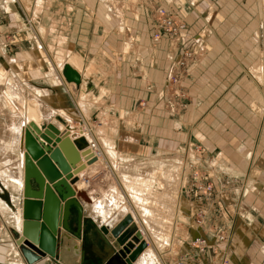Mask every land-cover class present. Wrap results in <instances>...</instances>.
Here are the masks:
<instances>
[{"label": "rangeland", "instance_id": "374dc122", "mask_svg": "<svg viewBox=\"0 0 264 264\" xmlns=\"http://www.w3.org/2000/svg\"><path fill=\"white\" fill-rule=\"evenodd\" d=\"M177 1L117 0V3L121 4L117 6L120 7L119 13H116V5L110 9L98 0H50L49 11L54 19L52 37L57 35L62 26L63 31L67 34L63 48L68 47L69 38L73 30L77 29L76 23L74 25L71 23L75 21L76 17L78 20L82 15L78 22L82 21L79 31L84 35L79 38L77 34L75 42L81 52L74 51L78 52L77 55H82V59H84L83 57H93V59L101 60L109 75L108 84H106V79L97 76H92L93 83L85 81V86L88 87L91 85L96 87L108 85L110 87L103 98L101 109L104 111H100V108L95 106L91 107L89 118L86 120L90 129L100 127L99 122L103 119L107 131L112 134V140H121L120 143L123 145L122 140L128 137H135L137 140L138 135H157L158 131L155 132V128L158 127L161 130L159 136L163 139V154L159 158L168 160L169 154L175 151L181 155L178 156L182 163L178 170L181 171H178L176 173L178 177L176 175L175 177L176 180L182 182V185L176 195V227L171 235L179 243L174 258L166 252L161 256V263L163 261V264H257L252 260L254 255L249 252L246 254L247 262L242 260V249L239 247H244L246 240L238 238V235L243 232L250 233L260 228L264 229L263 224L258 223L256 218L255 221L252 220L253 218L250 219L251 206L248 208L243 205L244 198L249 201L255 192L249 193V190L253 189L248 187L247 180L240 181L238 176L224 168L222 169L227 174L222 173V170L215 167L214 162L206 161V149L203 144L188 137L191 126H188L187 123L196 120L201 123L199 119L204 113L187 109L188 105L192 101L194 102L193 95H189V87L197 81L194 78L198 70L206 66V59L212 50L208 46V40L212 39L204 25H195L194 22H198V18L190 14L188 10L193 6L180 8ZM189 1H187L188 4H190ZM22 2L29 4L32 0H22ZM219 3L221 6H236L240 9L241 7L244 9L252 7V12H255L253 15L255 22L252 23L254 27L248 32L247 40L257 48V54H254L255 57L253 56L252 61L243 63L239 77L243 79L244 84L247 82L249 86L263 91V95L257 97L260 103H264V0H206L207 11H215ZM184 4L187 5L183 0L182 5ZM202 4V0H199L196 5ZM159 8L165 9L171 19L182 22L187 29L180 31L175 36L160 33L158 40L153 41L156 10ZM7 11L8 8L5 11L0 7V64L4 61L3 64L6 65L5 68L1 67L0 72L8 69L6 59H9L10 64L13 65L12 68L15 67L14 71L18 67L20 73L25 72L30 76L27 80H32L31 76H40L39 70L45 68L46 62L50 59L49 54L44 53L43 49L41 50L38 67L27 63V57L33 61L30 54L31 39L26 35L27 33L18 32L19 27L15 22L19 15ZM89 13L95 20L89 17ZM206 15H201L202 18L198 16L201 18L200 21L205 22L208 17ZM216 18L218 19L219 16L214 13L211 24ZM38 22L42 24L40 28L45 33L47 19L40 15L35 18L34 25L37 26ZM42 35L44 38V34ZM85 36L88 37V40L99 41L100 46L96 51L98 54ZM50 39L53 38L48 36L46 41L42 39L41 48L49 49L47 45L53 42ZM242 54H246L245 50ZM15 58L19 59L18 64H15ZM21 69L22 71H20ZM19 72L15 74L17 75ZM230 80H228V84L232 83ZM40 81L44 83L42 78ZM118 81L120 83H117ZM136 84L138 88L140 86L143 88V97L135 100L130 109L126 111L119 110L115 106L119 117L114 120L115 113L112 114L107 108L113 107L112 101H110L113 97L111 90L115 91L123 86L133 88ZM61 96L67 106L71 108L72 104L66 93V99L63 95ZM89 96L90 99L95 97L90 94ZM56 120L64 126L69 125L58 118ZM72 124H70L71 127L77 126V128L82 125L78 122H74L76 126ZM159 136L157 137L159 138ZM171 140L175 142L172 148L166 145L167 141ZM129 146L133 150V146ZM123 147L119 150L122 151ZM179 147L181 149H178ZM148 159L135 160L146 161ZM97 168L98 170H96ZM97 168H91L92 171L82 179L86 182L88 189L84 191L85 193L97 186H105L110 183L112 175L107 168L103 169L101 166ZM74 181H78V178ZM208 185L211 187L209 195L206 193ZM1 197L9 201L11 198L9 192L6 191L1 193ZM223 201L225 204H222ZM12 202V206L11 204L10 206L14 211L18 202L16 196ZM123 212L118 210L106 222L117 223ZM77 223V211L75 207H71V215L68 219L69 229L75 232ZM0 228L1 232L5 233L1 226ZM78 234L82 242L83 264L99 263L92 257L90 251L91 247H95L101 249L102 252L101 241L92 226L86 223V226L78 230ZM167 235L170 233L167 232ZM128 237V234L124 233L119 241L124 242ZM11 245L10 242L9 244L2 243V247L9 252L13 251V245ZM125 252H128V249H125ZM112 254L111 249L109 256ZM114 254L115 256H113ZM114 254L108 264H126L117 253ZM109 256H102V260Z\"/></svg>", "mask_w": 264, "mask_h": 264}, {"label": "bare ground", "instance_id": "6f19581e", "mask_svg": "<svg viewBox=\"0 0 264 264\" xmlns=\"http://www.w3.org/2000/svg\"><path fill=\"white\" fill-rule=\"evenodd\" d=\"M98 1L106 4L105 6L110 9L115 5L116 7L120 6V2H122L117 3V0ZM49 5L50 0H32L29 4L22 2V0H0L1 7H11V10L8 7L10 10L8 13L13 14L15 12L17 16L19 15L15 23L19 27L18 32L27 33L26 35L31 39L30 54L33 57L32 64L36 67L40 65L38 58L41 56L40 52L42 49L44 53L49 54L48 57L50 59L46 62L45 69L41 74L46 86L63 88L72 104L71 108L64 106L61 109L50 106L48 102V98L51 95L50 88H41L32 80L18 79L15 74L19 72L18 67L14 71L13 65L10 64L11 61L6 59L9 67L4 72H0V178L11 191L15 192V189H18L20 198L19 207L13 214L10 208L0 201V221L4 225L10 226L7 231L12 237L13 247L16 248H13V252L27 263L21 254L20 247L16 245V238L14 237V233L21 235L24 159L27 153L24 147L25 136L27 132L32 133L30 122H33L37 128H42V121L49 120L50 116L55 113L69 125L64 126L57 122L56 119H52L53 121L48 125L61 134L55 140L50 141L49 145L52 149L58 148L60 145L63 146V149L60 148L61 154L64 155V151H66L70 158H74L72 162L67 161V171L60 169L59 172L63 176L70 175L74 168L83 166L82 170L75 175L71 174L70 179L67 180L68 185L73 190L72 197L76 200L81 210L80 229L85 226V221L93 224L90 218H94L93 221H95L96 226L93 225L102 244L103 256H109L111 249L113 254L117 253L112 243L100 232V228L106 226V219L115 212L118 210L124 211L118 222L113 227L108 228V233L112 234L113 237L115 236L114 233H117V238H120L123 230L127 229L129 224L136 227L141 238L137 240L134 235L131 237L134 249L128 250L125 259H129V264H163V261L162 263L160 261L162 254L168 252L174 258L176 247L179 243L171 235L176 227V195L182 185V182L176 180L175 177V175L177 176L176 173L181 171L178 170L182 164L178 157L180 153L178 151L171 152L172 155L167 157L168 160L159 158L136 161L133 157H124L117 150L111 138V133L107 131L104 125L103 119L99 122L100 127L95 129L88 127L86 120L89 118L91 105H101L103 101L100 96L106 95L108 88H103L99 96L90 99L89 94L84 91L85 81L89 79V76H97L98 78L106 79L107 82L109 75L98 58L83 57L84 59H82L80 54L72 56L73 50L71 48H63L67 34L63 31L62 26L57 35L52 37L54 19H52V14L49 11ZM119 11L120 7H117L116 13H119ZM40 15L47 19V26L44 29L45 33L40 28L41 23L38 22L37 26L34 25L35 18ZM89 17L95 20L91 17V13H89ZM42 34H44V38ZM48 36L53 38L50 39L53 42L47 45L49 49L41 48L42 39L46 41ZM15 64L18 63L16 62ZM65 65H68L78 74L80 79L78 85L68 83L64 79L63 68ZM118 117L119 115L114 116V120ZM73 122L82 124V127H71L70 124ZM76 141L80 142V147ZM63 158L66 159L64 156ZM98 163L107 165L112 175L111 180L114 183L108 189L105 188L107 189L105 191L98 187L96 194L92 193L93 196L90 195L89 192L91 190H89V192L87 191L89 193L87 196L84 193V191L88 190L86 182L81 177L84 176L85 169L89 170ZM76 178H78V181H74ZM36 184L35 179L30 177L28 186L35 193L37 192ZM40 189L42 194L43 186ZM63 202L60 201V204L63 205ZM84 208H87L85 212L90 218H82ZM97 220H99V223ZM167 232L170 235H167ZM79 239L82 248L81 237ZM114 240L116 239L114 238ZM141 243L143 244L142 248L137 250ZM257 244L259 245L260 243L257 241ZM23 245L25 246V243ZM122 247L123 245L120 248ZM133 255L134 258L130 260ZM111 256L105 260L101 259L97 264L109 263ZM50 259L49 256L45 255L33 264H40L44 260L51 264L50 261L52 260ZM53 262L55 261L53 260Z\"/></svg>", "mask_w": 264, "mask_h": 264}, {"label": "crops", "instance_id": "0c3cea01", "mask_svg": "<svg viewBox=\"0 0 264 264\" xmlns=\"http://www.w3.org/2000/svg\"><path fill=\"white\" fill-rule=\"evenodd\" d=\"M187 1L188 0H184V3L187 5H182L183 0H178V6L180 8H184L185 6H193L188 10L190 14L198 18V22H194L195 25H204L205 28L208 29V33L212 39L208 40V46L209 48H212V50H210L211 53L206 59V66L205 68L198 70L197 75L194 78L197 79V81L193 82L194 84L192 83L193 85L189 87V95H193L192 97H194V102L192 101L188 105L187 109L204 113L199 119L201 120V123L197 120L192 123H187L188 126L192 127H190L188 137L194 138L195 142L203 144L204 148L206 149V161L209 163L214 161L215 167L222 170V173L227 174L225 170L223 171L222 168H224L227 171L229 170L230 173L232 172L234 175L238 176L240 181L247 180L248 187L253 189L252 191L249 190V193H255L251 195L252 197L249 201L244 198L243 205L247 207L251 206L250 219L253 218L252 220L255 221L256 218L258 223L260 222L264 226V103H260L257 97L258 95H263V91L261 92L255 87L249 86L247 82L244 84L242 81L243 79L239 77L243 68V63L252 61L253 56L255 57L254 54H257V48L253 47V44L247 40L248 32L254 27L252 23L255 22L253 19L255 12H252V7L245 9L241 7L240 9L236 6H221L220 3L216 10H213L214 12H210V10L207 11L206 0H202V5H196L197 1L199 0H190V4H188ZM8 7L9 6H2L3 10L5 11ZM9 8L11 9V7ZM8 11L10 10L8 9ZM214 13L215 15L217 14L219 18H216L214 23L211 24ZM201 15L208 16L205 22H203V20L200 21L202 18ZM81 17L82 15L79 17V19H81ZM76 18L71 24L74 25V23H76L77 29L73 30V33L71 34L68 41V49L73 47L72 54L75 55H77L78 52H81L80 49L75 45V42L77 41L76 35L78 34L77 37L79 36V38L84 35L79 31V25L82 23V21L78 22L80 20H76ZM45 25H47V22ZM86 40H88V37H86ZM88 42H90V44L92 43L91 45L92 48H95V52L99 49V41L94 42L92 40H88ZM87 47L88 46H86V48ZM74 50H78V52L75 53ZM242 50H245V55L242 54ZM14 60L19 62L18 58H15ZM3 62L0 65L2 68H5L4 66L6 65H4ZM27 63H32L30 57L27 58ZM44 69L39 70V77L31 76L33 78L31 79L33 82L38 81L37 85L39 86L45 87L47 89L50 88L51 95L48 98L50 106L61 109L62 107L66 106L67 103L62 99L58 87H47L46 84L40 81L41 74ZM16 76L20 80H26L30 77L25 72H19ZM228 80H230L232 83L228 84ZM86 81L93 83L92 77H89V79ZM117 83L120 82L118 81ZM107 86H84V91H86V94L97 97L100 95V92L103 88L106 87L105 89L108 88L107 90H110V87ZM111 93L113 97L110 101H112L113 107L107 108L112 114L115 113L114 116L119 115L118 110L115 109V106H117L119 110L126 111L130 109L135 100H139L144 95L143 88L141 86L138 88L137 84L133 86V88H126L124 86L119 87L115 91L111 90ZM100 98H102L103 101L104 95H101ZM93 106L94 105L92 104L91 107ZM95 107L100 108V111H104V109H101L103 107V102L101 105H96ZM56 118L63 121V119L54 113L50 116L49 120L42 121V128L49 126L50 122L53 121L52 119ZM56 121L59 122L58 120ZM63 122L66 121L64 120ZM72 125L76 126L74 125V122ZM42 128L40 127V129ZM155 129V132L158 131V134L156 133L157 135H142L143 137L138 135L137 140L135 137H128L127 139L122 140L123 145L120 143L121 140H113V142L118 144L116 146L117 150L124 146L122 151L119 150V152L124 157L129 156L136 160H144L146 158L159 159V157L163 154V139L159 136L161 131L160 128L156 127ZM157 136H159V138ZM129 145L133 146V150L130 149L131 146ZM166 145L172 148L174 147L175 142L174 140L167 141ZM178 149L181 148L179 147ZM99 166H101L103 169L107 168L109 172L107 165H101L98 163L94 167L97 168ZM96 170H98V168ZM84 171L85 174L83 177H81L82 179L92 170L85 169ZM113 183L114 182L110 177V183L105 186H97L89 193L93 196L92 193L96 194L98 187H101L102 190L105 191L110 187V185L112 186ZM17 190L18 189H15V192L11 191V189H9L0 178V201L10 208L12 214L17 210V207H19L20 196L19 191ZM3 191L9 192L11 196L10 201L8 199H2L1 193ZM89 193H86L87 196ZM14 196H16L18 202L13 211L11 206ZM222 204H225L224 201ZM86 209L87 208L83 209V219L90 218V216L85 212L87 211ZM90 219L96 226L95 221H93L94 218ZM98 221L99 220H97V222ZM86 223H89L92 226L97 236L94 225L85 221V226ZM105 223L107 224L108 222ZM0 226L2 227V230L4 229L5 231V233L1 232L0 228V264H27L20 256L14 254L13 251L9 252L2 247V243L9 244L10 242V244L12 243L13 245V240L7 231L10 229V226L4 225L1 221ZM260 229L250 233L243 232L239 235L237 232L239 240H246L244 247H239V249H242V260L244 259L247 262L248 259L246 258V254L249 252L254 255L252 260L255 263L257 262V264H264V229ZM257 240L260 243L259 245L257 244ZM12 248L15 247L12 246ZM90 251L93 255L92 257L100 262L103 256L101 249L91 247ZM47 262V260H44L40 262V264H48L49 262ZM50 262L53 264L52 261Z\"/></svg>", "mask_w": 264, "mask_h": 264}, {"label": "water", "instance_id": "95a60500", "mask_svg": "<svg viewBox=\"0 0 264 264\" xmlns=\"http://www.w3.org/2000/svg\"><path fill=\"white\" fill-rule=\"evenodd\" d=\"M63 77L68 83L79 84L78 74L68 65L63 68ZM58 90L66 99L63 88H58ZM30 128L32 133L27 132L25 136L24 147L27 153L24 159L22 223L21 235L14 233L16 245L20 247L21 254L27 264L35 263L45 255L51 258L53 264L55 262H57L56 264H82L84 256L78 234L81 210L72 197L73 190L68 185L67 180L70 179L71 174L75 175L82 170L83 166L74 168L70 175H64V177L59 170L67 171V161L72 162L74 158H70L66 151H64V155L61 154L60 148L63 149V146L60 145V147L52 149L49 145L50 141L55 140L59 135L58 131L50 126L41 130L34 123H30ZM77 144H79V147L81 146L80 142ZM30 177H33L37 183L36 193L31 191L28 186ZM42 186L43 193L41 194L40 187ZM60 201H64V204L61 205ZM71 207H75L78 214L77 230L75 232L68 227ZM105 225V227L100 228V232L112 243L113 248L125 260V263L129 264V259H125L127 253L125 249L130 251L134 249L131 242L133 235L137 240L141 238L136 227L129 224L127 229L123 230V234L127 233L129 237L126 241L121 242L117 238V233H114V237L108 233V228L113 227L115 224L107 223ZM121 245H123L122 248H120ZM142 246L141 243L137 250ZM33 247L36 250H32ZM133 258L134 255L130 257V260Z\"/></svg>", "mask_w": 264, "mask_h": 264}, {"label": "built area", "instance_id": "2783aa9c", "mask_svg": "<svg viewBox=\"0 0 264 264\" xmlns=\"http://www.w3.org/2000/svg\"><path fill=\"white\" fill-rule=\"evenodd\" d=\"M187 29L182 22H176L171 19L165 9L159 8L156 10V23L153 34V41H157L160 33L166 34L168 36H175L180 31H185ZM211 187L206 186V193L209 195Z\"/></svg>", "mask_w": 264, "mask_h": 264}, {"label": "flooded vegetation", "instance_id": "af4514ba", "mask_svg": "<svg viewBox=\"0 0 264 264\" xmlns=\"http://www.w3.org/2000/svg\"><path fill=\"white\" fill-rule=\"evenodd\" d=\"M115 256V255H114ZM111 262V261H110ZM120 262V261H119Z\"/></svg>", "mask_w": 264, "mask_h": 264}]
</instances>
